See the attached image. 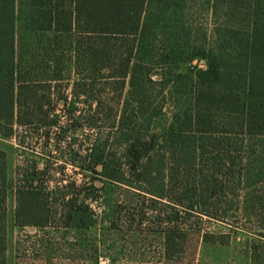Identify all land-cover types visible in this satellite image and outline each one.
Segmentation results:
<instances>
[{
	"label": "trees",
	"instance_id": "trees-1",
	"mask_svg": "<svg viewBox=\"0 0 264 264\" xmlns=\"http://www.w3.org/2000/svg\"><path fill=\"white\" fill-rule=\"evenodd\" d=\"M160 2L0 0V137H13L15 126L42 131L46 140L56 128L58 141L89 132L83 154L76 153L79 161L70 160L90 174L81 187L48 188L35 165L14 179L16 227L43 228L59 216L64 228L88 229L94 217L87 201L107 184L132 191L143 209L141 195L146 208L162 205L157 220L167 227L157 231L163 235L199 230L192 217L223 221L231 210L264 216V0H208L218 17L212 43L194 46L188 55L205 67L169 76L170 61L147 60L140 52L144 20H164L166 7L150 9ZM18 23L50 35L43 61L18 56ZM71 76L66 94L57 83ZM169 88L187 94L188 104L168 127L154 131ZM60 102L68 124L54 110ZM8 188L2 163L0 264ZM202 239L216 243L207 233Z\"/></svg>",
	"mask_w": 264,
	"mask_h": 264
},
{
	"label": "rangeland",
	"instance_id": "rangeland-1",
	"mask_svg": "<svg viewBox=\"0 0 264 264\" xmlns=\"http://www.w3.org/2000/svg\"><path fill=\"white\" fill-rule=\"evenodd\" d=\"M162 6L166 7L162 13L164 20L158 23L144 20L142 56L146 55L147 60L156 58L158 62L170 61L165 67L166 76L184 73L190 66L204 68L203 60H190L188 55L192 47L212 43L213 26L218 17L212 16L208 0H161L158 7L150 8L151 12L158 13ZM17 27L18 56L24 61H43L48 56L50 35L24 30L20 23ZM69 44L68 39L62 42L67 47ZM72 82V76L65 77L57 85L66 88L69 94ZM172 90L169 88L165 94L162 115L152 122L154 131L168 127L175 114L188 104L187 94ZM54 110L62 124L70 122L61 102ZM50 132V139L46 140L42 131L32 134V129L15 126L13 137H0V165L5 164L9 184L8 207L9 202L16 205L14 179H22L23 173L33 165L39 173V181L46 182L48 188L69 183L81 187L83 181L89 180V172L70 161L75 158V162L79 161L76 153L83 154L89 132L78 131L63 141L56 140V128ZM17 168L20 170L18 177ZM18 183L17 186L23 184ZM96 183L100 186L98 181ZM131 192L107 184L98 192L95 201L88 200L94 217V224L88 229L64 228L57 216L52 225L43 228L27 226L12 230L13 211L8 208L2 235L3 264H264V216L260 211L246 218L231 210L223 221L192 217L190 223L199 228L198 232L170 231L163 235L157 231L160 226L167 227L157 220L163 206L156 204L154 209L146 208L149 202L141 195L137 199L144 200L143 209ZM79 194L81 198L83 193ZM237 201L238 197H234V207ZM58 208L51 205L52 211ZM141 215H144L142 221L139 220ZM204 233L216 243L203 241Z\"/></svg>",
	"mask_w": 264,
	"mask_h": 264
},
{
	"label": "crops",
	"instance_id": "crops-1",
	"mask_svg": "<svg viewBox=\"0 0 264 264\" xmlns=\"http://www.w3.org/2000/svg\"><path fill=\"white\" fill-rule=\"evenodd\" d=\"M14 195V192H13ZM15 199V198H14ZM8 208H11V210L13 211V220H12V230L15 229V222H14V209H15V204H13V202H9V207H8V200H6V214H5V223H6V217H7V210ZM11 230V231H12Z\"/></svg>",
	"mask_w": 264,
	"mask_h": 264
},
{
	"label": "water",
	"instance_id": "water-1",
	"mask_svg": "<svg viewBox=\"0 0 264 264\" xmlns=\"http://www.w3.org/2000/svg\"><path fill=\"white\" fill-rule=\"evenodd\" d=\"M99 169H100V167H99Z\"/></svg>",
	"mask_w": 264,
	"mask_h": 264
}]
</instances>
